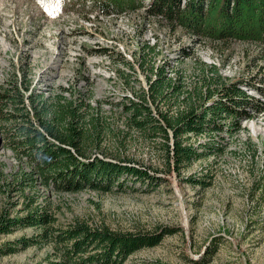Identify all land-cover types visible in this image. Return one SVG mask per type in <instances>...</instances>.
Returning a JSON list of instances; mask_svg holds the SVG:
<instances>
[{"label":"rangeland","instance_id":"374dc122","mask_svg":"<svg viewBox=\"0 0 264 264\" xmlns=\"http://www.w3.org/2000/svg\"><path fill=\"white\" fill-rule=\"evenodd\" d=\"M141 10L103 15L97 14L90 0H0V90L20 79L17 85L25 95L46 98L48 105L57 103L58 95L76 99L81 94L94 108L101 101L100 110H87L84 119L97 115L106 131L110 128L126 136L125 153L159 168L155 143L127 130L125 114L117 104L143 84L133 80L123 87L115 69H128L119 61L120 55L135 61L141 41H157L161 52L173 60L176 47L189 46L200 60L216 63L223 75L251 78L256 72L248 59L254 50L235 42L228 48L231 54L227 58L217 55L213 46L218 43L196 41L181 30L170 36L164 26L152 20L144 22ZM103 47L112 52L111 58L97 50ZM192 68V59L185 58L182 69L187 86L199 79V71ZM263 74L264 69L254 81ZM22 78L27 88H23ZM243 88L264 100L254 90ZM3 117L0 113V212L6 209L19 215L23 213L22 200L14 190L12 175L20 161L6 138ZM240 124L245 129L233 136L214 134V141L223 144L221 150L193 161L179 175L157 170L163 180L154 186L127 177L114 181L107 191H43L50 211L60 224L80 217L122 231L172 229L156 245L137 250L120 264H264V113L242 119ZM206 139L208 135L193 141ZM247 141L255 152L246 147ZM114 145L106 133L91 153L110 156ZM188 175L209 182L191 184L184 180ZM35 232V227L16 228L0 235V243H13ZM7 249L0 250V264H35L53 248L50 242H39L18 244L10 252Z\"/></svg>","mask_w":264,"mask_h":264},{"label":"trees","instance_id":"16d2710c","mask_svg":"<svg viewBox=\"0 0 264 264\" xmlns=\"http://www.w3.org/2000/svg\"><path fill=\"white\" fill-rule=\"evenodd\" d=\"M90 1L97 13L103 15L141 8L144 22L152 20L164 26L170 36L181 30L196 41L218 43L213 48L218 51L217 55L225 54L226 58L231 54L228 48L235 42L251 45L254 53L248 60L257 75L264 69V0ZM176 48L178 52L173 60L177 66L161 52L157 41H141L135 61L126 60L115 51L128 69H115L122 77L123 87H129L133 80L143 82L133 94L123 95L117 104L125 114L127 130L155 143L154 150L160 156V167L156 169L125 153L122 146L126 136L110 128L106 131L97 115L90 117V114L84 119L87 110H100L101 101L94 108L81 94L76 99L58 95L57 103L48 105L46 98L32 99L30 94L25 95L17 85L20 79L0 90L3 129L20 161L12 182L21 197L20 211L23 212L13 215L3 209L0 235H8L16 228L38 229L13 243H0V250L8 248L10 252L18 244L50 242L51 253L35 264H120L137 250L156 245L165 234L172 232L167 227L122 231L104 223L92 224L80 217L60 224L50 211V202L43 191H107L114 181L127 177L154 186L163 180L157 170L179 175L193 161L221 150L223 144L214 141V134L220 138L222 133L233 136L245 129L240 126V120L264 113V100L243 88L247 86L264 97V74L258 81H254L256 74L251 78L240 75L231 78L223 75L216 63L197 58L191 47ZM97 50L108 58L112 56L107 47ZM185 58L192 59V69L200 73L191 86L183 81ZM218 58L224 64L222 57ZM13 77L17 78L15 73ZM25 82L23 79V88L28 87ZM106 133L115 144L112 153L110 156L92 154V148L100 146ZM207 135L209 139L205 141H193ZM246 147L256 151L248 141ZM184 180L200 185L209 182L192 175Z\"/></svg>","mask_w":264,"mask_h":264}]
</instances>
